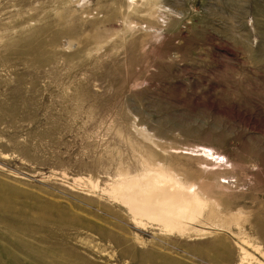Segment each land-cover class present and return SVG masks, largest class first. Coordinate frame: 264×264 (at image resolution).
I'll list each match as a JSON object with an SVG mask.
<instances>
[{
	"label": "rangeland",
	"instance_id": "rangeland-1",
	"mask_svg": "<svg viewBox=\"0 0 264 264\" xmlns=\"http://www.w3.org/2000/svg\"><path fill=\"white\" fill-rule=\"evenodd\" d=\"M142 162L205 200L194 230L106 194ZM240 246L264 264V0H0V264H246Z\"/></svg>",
	"mask_w": 264,
	"mask_h": 264
},
{
	"label": "bare ground",
	"instance_id": "bare-ground-1",
	"mask_svg": "<svg viewBox=\"0 0 264 264\" xmlns=\"http://www.w3.org/2000/svg\"><path fill=\"white\" fill-rule=\"evenodd\" d=\"M142 163L135 174L117 173L106 186V194L125 207L129 220L137 227L178 230L181 234L194 230L192 223L198 220L200 209L206 206L205 200L162 167L153 168L154 165ZM195 234L203 232L195 231ZM261 254L264 256L263 252ZM239 256L240 263L255 262L253 255L242 246Z\"/></svg>",
	"mask_w": 264,
	"mask_h": 264
}]
</instances>
